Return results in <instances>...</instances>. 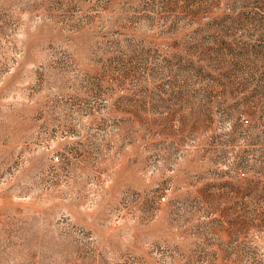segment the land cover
I'll use <instances>...</instances> for the list:
<instances>
[{
  "label": "rangeland",
  "instance_id": "obj_1",
  "mask_svg": "<svg viewBox=\"0 0 264 264\" xmlns=\"http://www.w3.org/2000/svg\"><path fill=\"white\" fill-rule=\"evenodd\" d=\"M0 264H264V0H0Z\"/></svg>",
  "mask_w": 264,
  "mask_h": 264
},
{
  "label": "built area",
  "instance_id": "obj_2",
  "mask_svg": "<svg viewBox=\"0 0 264 264\" xmlns=\"http://www.w3.org/2000/svg\"><path fill=\"white\" fill-rule=\"evenodd\" d=\"M245 121H246V122H248V120H247V119H245Z\"/></svg>",
  "mask_w": 264,
  "mask_h": 264
}]
</instances>
